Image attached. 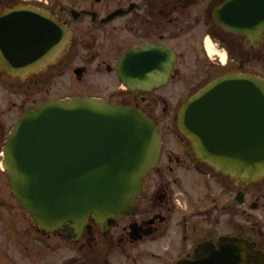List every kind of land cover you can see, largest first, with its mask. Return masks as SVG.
I'll list each match as a JSON object with an SVG mask.
<instances>
[{"label":"flooded vegetation","instance_id":"1","mask_svg":"<svg viewBox=\"0 0 264 264\" xmlns=\"http://www.w3.org/2000/svg\"><path fill=\"white\" fill-rule=\"evenodd\" d=\"M261 6L264 0H0V18L16 8V64L25 67L11 76L0 61V156L16 118L50 98L131 104L163 133L159 162L131 211L103 221L90 215L80 228L41 229L0 157V264H264V175L217 171L192 141L175 136L181 106L211 80L239 72L264 77ZM53 17L59 39L64 27L70 34L55 52ZM145 44L144 70L132 58L127 70L147 84L126 86L120 59ZM89 79L119 85L96 94L84 88ZM53 84L70 93H54Z\"/></svg>","mask_w":264,"mask_h":264},{"label":"water","instance_id":"2","mask_svg":"<svg viewBox=\"0 0 264 264\" xmlns=\"http://www.w3.org/2000/svg\"><path fill=\"white\" fill-rule=\"evenodd\" d=\"M260 10L263 26L264 7ZM2 21L3 67L16 75L23 70L16 64V49L22 47L16 12L6 11ZM59 26L53 17L54 44ZM148 48L138 46L121 58L120 73L131 87L147 83L129 76L127 61L132 58L144 70L141 56ZM178 122L198 156L217 170L247 179L264 175L262 77L229 73L214 79L187 100ZM161 146L156 122L139 108L91 96L52 98L18 117L4 146V163L14 193L40 228L66 229V222L80 228L91 212L105 219L129 210Z\"/></svg>","mask_w":264,"mask_h":264},{"label":"rangeland","instance_id":"3","mask_svg":"<svg viewBox=\"0 0 264 264\" xmlns=\"http://www.w3.org/2000/svg\"><path fill=\"white\" fill-rule=\"evenodd\" d=\"M119 83L118 82H113V83H106V80H99L97 82L93 80H85L84 81V88L85 90H89L90 92L96 93V94H106L108 91H110L113 88H118ZM53 92L54 93H64V92H69L68 90L64 89L63 85L61 84H53ZM177 136V134L175 133ZM178 137V136H177ZM169 138V135H168ZM2 157V156H0Z\"/></svg>","mask_w":264,"mask_h":264}]
</instances>
